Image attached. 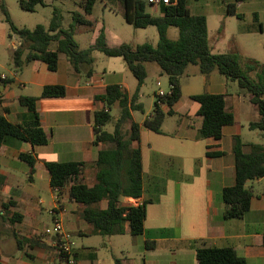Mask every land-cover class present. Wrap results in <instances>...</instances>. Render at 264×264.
<instances>
[{"label":"crops","instance_id":"1","mask_svg":"<svg viewBox=\"0 0 264 264\" xmlns=\"http://www.w3.org/2000/svg\"><path fill=\"white\" fill-rule=\"evenodd\" d=\"M173 1L176 4L177 0ZM237 4L246 8L256 24H237L226 49H219V42L215 45L209 39L210 49L213 54L237 52L244 60H255L252 54L264 47L260 39L264 36V0H241ZM101 29L96 27L90 46ZM104 31L110 46L126 44L109 42ZM220 32L223 35L224 29ZM242 36L248 40L245 47L239 39ZM33 63L37 64L29 81L17 73H5L13 82H0V110L9 121L18 125L34 121V115L18 105L20 96L40 98L48 85L65 86L67 96L36 102L48 138L46 146L33 147L8 137L0 150V264H58L54 239L44 234L52 224V211L58 210L63 212L64 227L76 243L77 264H115V259H120L118 253L123 256V264H198L200 242L214 248H232L247 264H264V178L246 184L255 197L241 219H226L227 207L221 200L222 191L235 184L234 138H240L244 153H249L250 145L258 144L261 138V133L249 128L259 120V114L248 95L222 75L201 76L204 93L223 95L227 111L235 118L234 124L223 129L220 139H203L199 134V107L191 100L197 93L185 95L182 84V98L174 105L173 114L165 118L161 134L141 128L140 141L133 144L142 154L143 194L140 199H122L121 203H146L143 234L103 237L92 233V227L81 217L82 206L69 199L72 183L60 196L55 193L45 164L85 162L90 166L97 160L104 147L94 145V114L102 108L96 97L109 85L123 87L125 83L115 73L107 79L97 74L89 79L76 76L65 56L60 57L56 72H50L44 63ZM16 87L22 91H16ZM150 115L140 122L133 119L141 126ZM21 154L36 159L33 173L20 160ZM80 181L93 185L91 167H86ZM100 205L105 209L107 201Z\"/></svg>","mask_w":264,"mask_h":264},{"label":"trees","instance_id":"2","mask_svg":"<svg viewBox=\"0 0 264 264\" xmlns=\"http://www.w3.org/2000/svg\"><path fill=\"white\" fill-rule=\"evenodd\" d=\"M117 1L124 20L134 28H157L159 42L156 47L149 44L136 47L129 44L110 46L102 28L95 43L89 49L81 50L73 33L62 29V15L58 9L53 12L48 30L42 25L33 31L12 28L20 38V44L13 53L15 67L19 70L25 63L41 62L50 72H56L60 57L65 56L76 76L83 75L89 79L94 74L92 54L99 51L109 58H122L137 80V89L132 96L120 85H109L96 97L102 108L94 114V145L103 146L104 149L99 152L94 163L89 166L85 162H46L53 190L60 196L72 183L68 189L69 199L82 206L81 217L92 227L95 235L111 237L127 232L131 236L143 234L146 203L138 206L121 203L122 199H140L143 194L142 154L140 149L133 148V144L140 141L141 128L161 134L165 118L173 114L174 105L182 98L181 78L192 65L198 67L202 76L219 74L236 82L239 91L248 95L258 110L259 120L252 122L249 128L259 131L263 142L251 144L250 152L244 153L240 138H234L235 184L221 193V200L227 207L225 218L241 219L250 210L255 197L254 191L247 188L246 184L264 178V63L244 60L237 52L213 54L209 45L207 19L203 15L191 14L188 0H177L176 4L161 6V17L148 14L147 4L143 0ZM239 1L227 5V14L237 15ZM97 2L79 0L78 5L83 13L74 14L75 23L91 25L85 17L93 13ZM19 4L28 12L45 5L44 0H19ZM4 12L10 21L5 7ZM171 27L179 32L176 41L168 38ZM153 63L158 65L160 76L168 78L170 92L162 97L156 94L153 111L140 126L134 121L132 113L144 111L139 101L140 90L147 78L146 66ZM0 82L9 85L13 81L7 79ZM66 96L67 88L62 85L45 86L40 98L20 96L18 105L34 115V121L28 125L12 123L0 110V150L8 137L33 147L46 146L48 138L42 128L36 102L38 99ZM191 100L199 107L197 114L202 119L199 131L201 138L220 139L223 129L234 124V115L227 111L223 95L202 93L193 95ZM117 103L119 117L115 120L114 130L108 132L106 127L113 122L110 112ZM163 107L168 110L164 111ZM19 158L29 166L31 173L35 171L37 161L34 157L21 154ZM86 167H91L93 171L92 186L80 181ZM103 201H107L105 209L100 207ZM18 244L21 247L20 240ZM196 256L198 264H247L234 249L209 247L205 242H200ZM115 264H123V261L116 258Z\"/></svg>","mask_w":264,"mask_h":264},{"label":"rangeland","instance_id":"3","mask_svg":"<svg viewBox=\"0 0 264 264\" xmlns=\"http://www.w3.org/2000/svg\"><path fill=\"white\" fill-rule=\"evenodd\" d=\"M45 5L38 6L34 12L24 11L19 4V0H0V71L9 75L17 73L24 81H29L33 65L37 63H25L22 65L20 71H16L13 53L19 46L20 38L13 31V27L17 30L33 31L37 26L42 25L47 30L53 18V12L58 9L62 15V29L71 31L73 37L81 50H87L95 36L96 27L102 26L107 30L109 42H121L129 44L132 47L138 45L149 44L154 47L159 42V34L157 28L150 26L145 29H136L127 23L122 15L117 0H98L93 13L85 18L91 25L77 24L74 21L75 13H83L78 3L79 0H44ZM235 3V0H188V5L193 15H203L207 19L209 29L210 43L219 42V49H226L228 47V39L236 31L237 24H256L252 16L246 12V8L237 4V15L227 14V5ZM4 7L7 11L9 20L4 12ZM147 13L152 17H161V10L153 9L147 5ZM224 29L223 35L220 31ZM179 37V32L176 28L171 27L168 31V38L176 41ZM246 36L240 37L242 47H245L248 40ZM264 42V36L260 37ZM227 41V43H225ZM215 47V46H213ZM94 63L92 69L94 74L107 76L115 73L124 81V91L132 96L137 89V80L127 68L122 58H109L99 51L93 52ZM251 57L255 61L264 63V47L256 50ZM147 78L140 90V103L144 106V111H135L132 113L137 122H140L147 115L151 114L156 100V94L160 91L169 93L170 84L166 76H160V69L157 64H148ZM202 75L199 74V69L196 66H189L185 75L181 78V83L184 85V94L192 95L194 93L202 94L205 91V86L202 83ZM254 77V75H252ZM86 78V76H83ZM160 82V86L157 85ZM238 87L236 82H233ZM27 88L35 89L29 85ZM16 91H22L21 88L16 87ZM24 94L26 92H23ZM33 93V92H32ZM195 104V103H193ZM111 116L113 122L110 123L106 130L112 132L114 130L115 120L119 117V107L113 106L111 109ZM127 128V127H125ZM126 131V130H125ZM260 134L259 131H256ZM259 143H262V137L258 138ZM184 220V224L186 225ZM118 257L123 259L122 254L118 253Z\"/></svg>","mask_w":264,"mask_h":264},{"label":"built area","instance_id":"4","mask_svg":"<svg viewBox=\"0 0 264 264\" xmlns=\"http://www.w3.org/2000/svg\"><path fill=\"white\" fill-rule=\"evenodd\" d=\"M152 8H160L161 6L173 5V0H143ZM9 79L5 74H0V81ZM160 86V84H157ZM158 96H165L166 93L160 91ZM52 224L44 230L46 236L54 239V245L57 250L59 260L58 264H77L75 258L76 243L71 235L66 231L63 221V212L61 210L52 211Z\"/></svg>","mask_w":264,"mask_h":264}]
</instances>
